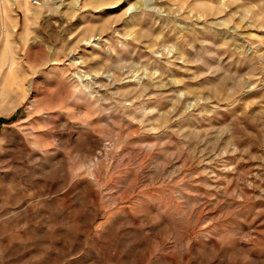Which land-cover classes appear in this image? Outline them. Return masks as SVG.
Wrapping results in <instances>:
<instances>
[{"label": "rangeland", "instance_id": "1", "mask_svg": "<svg viewBox=\"0 0 264 264\" xmlns=\"http://www.w3.org/2000/svg\"><path fill=\"white\" fill-rule=\"evenodd\" d=\"M0 264H264V0H0Z\"/></svg>", "mask_w": 264, "mask_h": 264}]
</instances>
